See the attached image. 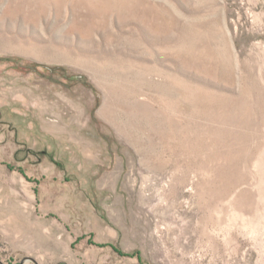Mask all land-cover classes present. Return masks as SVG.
<instances>
[{
  "label": "rangeland",
  "instance_id": "1",
  "mask_svg": "<svg viewBox=\"0 0 264 264\" xmlns=\"http://www.w3.org/2000/svg\"><path fill=\"white\" fill-rule=\"evenodd\" d=\"M0 264H264V0H0Z\"/></svg>",
  "mask_w": 264,
  "mask_h": 264
},
{
  "label": "bare ground",
  "instance_id": "2",
  "mask_svg": "<svg viewBox=\"0 0 264 264\" xmlns=\"http://www.w3.org/2000/svg\"><path fill=\"white\" fill-rule=\"evenodd\" d=\"M28 53V52H27Z\"/></svg>",
  "mask_w": 264,
  "mask_h": 264
}]
</instances>
